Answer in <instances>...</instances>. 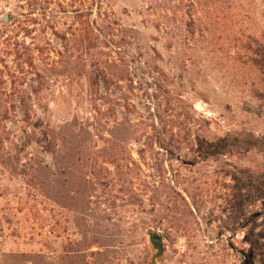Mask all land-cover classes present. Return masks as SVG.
<instances>
[{
    "label": "rangeland",
    "instance_id": "obj_1",
    "mask_svg": "<svg viewBox=\"0 0 264 264\" xmlns=\"http://www.w3.org/2000/svg\"><path fill=\"white\" fill-rule=\"evenodd\" d=\"M179 2L0 0V264H264V39Z\"/></svg>",
    "mask_w": 264,
    "mask_h": 264
},
{
    "label": "trees",
    "instance_id": "obj_2",
    "mask_svg": "<svg viewBox=\"0 0 264 264\" xmlns=\"http://www.w3.org/2000/svg\"><path fill=\"white\" fill-rule=\"evenodd\" d=\"M185 0H180L179 5L183 4ZM188 7L196 10V8H201L204 10L206 7L213 16L216 24L223 25L229 20L231 24V37L234 41L241 40L247 48V56H253L254 51L249 50L253 45L257 46V42L260 39H264V32L261 31L260 22V4L259 0H207V3H203V0H186ZM178 5V6H179ZM177 7V6H176ZM190 9V8H189ZM178 11V12H177ZM172 13V14H171ZM197 14V11H195ZM195 13L182 11L175 9L173 11L169 10L167 6L164 8V14L159 18L157 28L161 30V26L166 27V29L172 30L171 21L176 20L177 14H180L184 19L185 15L188 17L192 25L197 28L202 29V18L197 16ZM173 15V16H171ZM173 17V18H172ZM183 22V20H180ZM105 87L109 90L112 87V81L107 79L106 75H102ZM51 142L48 143L47 149H51ZM51 151V150H50Z\"/></svg>",
    "mask_w": 264,
    "mask_h": 264
},
{
    "label": "water",
    "instance_id": "obj_3",
    "mask_svg": "<svg viewBox=\"0 0 264 264\" xmlns=\"http://www.w3.org/2000/svg\"><path fill=\"white\" fill-rule=\"evenodd\" d=\"M3 22H7L8 21V15L5 14L2 18ZM152 239H157V240H160L161 237L160 236H153Z\"/></svg>",
    "mask_w": 264,
    "mask_h": 264
}]
</instances>
